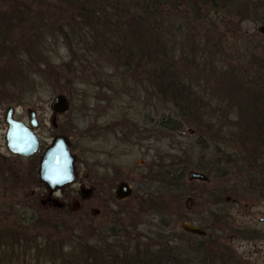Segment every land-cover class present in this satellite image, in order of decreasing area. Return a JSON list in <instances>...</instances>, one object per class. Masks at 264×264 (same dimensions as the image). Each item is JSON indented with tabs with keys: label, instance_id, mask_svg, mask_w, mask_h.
<instances>
[{
	"label": "rangeland",
	"instance_id": "1",
	"mask_svg": "<svg viewBox=\"0 0 264 264\" xmlns=\"http://www.w3.org/2000/svg\"><path fill=\"white\" fill-rule=\"evenodd\" d=\"M215 1L217 4L211 7L208 4L203 5L200 0H174L169 10V18L175 25L181 26L183 41L180 39V32H172L173 36H178L181 44L176 47L178 49L174 58L166 64L172 67V72L182 71L185 79L191 80L188 83L195 85L194 87L200 86V90L192 94L196 96V100L192 101L189 109L175 110L172 108L173 101L165 94L158 93L151 73L154 75L159 65H151V59L140 57L142 45L133 43L129 36L128 40L124 41L122 37L125 35L121 32H111L109 36L103 34V37L96 34L89 36L84 35L78 27L74 28L75 34L68 43L52 36L51 29L45 27L37 31V34H44H41L38 40L35 39L34 43L32 40L31 45L14 47L12 41L6 44L4 51L0 52V85H5H2L0 96L12 102L8 106L16 109L17 118L27 121L26 111L32 109L36 112L39 123L37 135L45 148L55 136L50 124L53 115L52 100L57 95H64L70 100V108L73 110L70 119L75 118L73 123L76 133L71 141L83 171L86 162L91 166L104 167L105 169L98 170L96 176L110 184H114L117 179L130 183L133 181L134 184L136 179L146 172H150L154 177H161L163 172L172 170L177 173L185 172L187 183L182 187L186 188L184 194L187 198L181 202V210L186 209L187 216L194 225L201 222L202 212L205 214L212 211H219V215H223L228 222L224 229L219 226L223 244L214 245L216 239L212 242L205 240L209 242L208 245L220 247L219 250L224 251V257L221 258L220 254L218 260L215 255L219 251L216 253L208 250L209 253L205 254L209 257L208 263L247 264V261H250L251 264H261L264 255L261 243L263 226L258 220L264 214V147L261 146L263 144L258 146L259 153L251 150L258 159H241L246 158L248 147L240 140L238 133L243 124L250 126L253 117L256 119L258 115L262 116L264 110L252 109L247 107V102H240L248 98V90L251 88L243 76L237 81L240 88L233 92L231 87L234 83L228 77L219 78L214 71L204 72V63L200 61L199 55L203 54L204 40L219 41V33L222 32V29L218 30L222 27L219 26L221 23H207V9L210 15L216 13L218 20L227 18L229 25L232 23L235 27L240 26L241 32L253 35L250 37V43L255 49L257 65L264 64V37L258 31L264 23L242 20L237 16L245 9L251 12L255 4H259V0H255V3L252 0ZM196 5H200L198 13H194ZM54 7H57L54 15L59 17L54 20L55 25H61V22L66 27L69 24L79 25L68 20L74 14L67 9L68 6L57 3ZM263 10L264 8L258 13H264ZM124 15L123 13L119 17L124 18ZM52 17L54 16H47L51 18L47 22L48 25L52 22ZM236 38L238 39L237 36ZM234 39L235 35L228 32L221 41L231 43ZM172 41L174 47L176 43L174 39ZM12 50L19 51L20 57L12 59ZM23 53L28 57H24ZM233 57L231 65L225 64V68L231 72V66L234 70L243 68L242 57ZM160 83L163 82L159 81ZM201 90L208 91L211 101L206 100L208 96L201 99ZM178 104L182 107L179 100ZM6 107L0 108L1 148H4L5 144L6 126L2 117ZM165 118L169 122H175L179 128L172 131L164 127L161 122L165 121ZM260 119L262 120L263 116ZM66 122L68 116L58 119L56 123L65 125ZM89 123L94 127L92 134L95 136L91 138L87 135L85 137L84 134ZM115 125L121 127L120 131L123 130L121 135H117L118 128ZM253 127L251 125L252 130L255 129ZM141 139L144 141L137 144ZM217 139L223 143L217 144ZM260 142L262 143L263 139H260ZM203 162L206 169L201 167ZM250 163L251 165H248ZM197 168H204L213 180L210 179L207 184L188 181L187 173L198 171ZM227 172L230 174H226ZM221 175L225 176L221 178ZM28 180L29 184L34 183L31 173ZM253 183L263 186L253 190ZM178 187L180 188V184ZM149 189L151 193V187ZM43 192H46V189ZM106 194L104 191L101 195L95 193L91 205L103 206V200L107 199ZM146 198L129 203L130 205L126 204L127 212L124 217L119 215L120 217L115 218V226L112 225L110 212L102 213L100 218L87 223L86 218L91 216L87 206L72 214L67 209H43L37 200L22 219L25 221L22 225H16L21 220L18 215L6 219L7 225L17 231L15 233L24 232L21 239L23 246L19 249L20 243L17 240L12 242L13 231L5 230L9 235L5 236V239L10 242V248L6 257H3L6 252L0 257V264H43L52 257L50 250L57 253V248L62 242L75 245L87 242L95 244L100 237H107V232L115 231L119 224L127 226L135 220L150 225L140 226L142 233L146 230L150 233L154 230L160 231L163 235H170V239L176 240L178 245L184 243L183 248L196 243V239L184 237L180 234L182 232L179 233L178 224L174 222L175 216L181 213L176 207V200L168 206L172 218L167 219L166 215L170 214L163 211L167 202L163 201L162 196L158 192L152 195L149 202L150 214ZM67 199L68 205L72 196ZM123 205H114L113 210L118 212ZM135 215L138 216L131 217ZM160 221L169 227H157L155 224ZM206 226L212 234L214 227L210 223H206ZM252 231L258 232V238L245 240L246 234ZM224 237L227 238L225 241L222 240ZM148 239L151 241V234ZM105 241L109 243L111 238ZM31 245L33 247H30ZM1 246L3 245L0 243ZM117 255L122 264L128 259L121 257L123 255L120 253ZM195 258L198 259L197 255H194L192 260Z\"/></svg>",
	"mask_w": 264,
	"mask_h": 264
},
{
	"label": "trees",
	"instance_id": "2",
	"mask_svg": "<svg viewBox=\"0 0 264 264\" xmlns=\"http://www.w3.org/2000/svg\"><path fill=\"white\" fill-rule=\"evenodd\" d=\"M200 1L203 5L208 4L211 7L217 4L215 0ZM252 1L255 3V0ZM57 3L68 6L67 9L73 11V16L68 20L76 22L77 25L79 24L78 26L69 24L66 27L62 22L61 25L54 24V20L59 18L54 15L55 11H57V7H54V5ZM172 3H174V0H0V52H3L6 44H10L11 41L14 47L22 44L25 46L31 45L32 40L34 43L35 39L38 40L41 34H44H37V31L45 27L48 30L51 29L50 33L53 32L52 36H57V38L67 43L74 36L75 27H78L84 35L88 34L89 36L96 34L103 37V34H108L106 36H109L111 32H121L125 35L122 37L124 41L128 40L127 36H129L133 39V43L142 45L139 51L141 58L146 60L151 59V65H159L154 75L151 73V79L154 81L153 83L159 91L158 93L161 95L165 94L167 98L171 99L173 101L172 108L175 110L189 109L191 108L190 104L192 101L196 100V96L192 94L194 91H199L200 86L194 87L195 85L188 83L191 80H186L182 71L177 73L172 72V67L166 64L174 58V54L178 49L176 47L181 44L178 36H173L172 32H180V39L183 41L181 26L179 24L175 25L168 16ZM259 4H255L251 12L245 9L243 12H239L237 16L239 19L242 18V20H250L263 24L264 13H258V11L264 8V6H261L264 5V0H259ZM188 6H191V4H188ZM199 11L200 5H196L194 13H198ZM123 13L125 14L124 18L119 17ZM206 14L208 15L207 23L210 21L221 23L219 26L222 25V27H219L218 30L222 29V32L219 33V41L209 42L204 40L203 54L199 55L200 61L202 64L204 63V72L214 71L219 78L221 76L228 77L234 83L231 87L233 92L240 88L237 81L239 77L243 76L245 82L251 88L248 90V98L240 102L242 104L247 102V107L252 109L259 110L260 108L264 110V64L257 65L255 63L257 56H255V49L252 48L250 43V37L253 35L241 32L240 26L235 27L232 23L229 25L227 18L223 19V21L218 20L217 14L213 13L210 15L211 13L208 9ZM127 15H132L134 18ZM47 16H54L50 25L47 22L51 18L49 19ZM211 17L215 18L209 19ZM54 28L57 29L54 30ZM228 32L231 35H235V39L231 43L221 41V38L225 37ZM172 39L176 43L174 47ZM26 52L29 51L26 50ZM10 54L12 59L17 56L20 57L19 51L16 50H12ZM234 55L242 57L241 63L243 64V68H236L234 70L231 66L233 70L231 72L228 68H225V64L231 65ZM23 56L28 57L25 53H23ZM159 81L163 83L159 84ZM2 85L4 84L0 85V90H3ZM201 92L202 100L208 96L206 100L211 101L208 91L201 90ZM1 97L0 108L12 104L8 99ZM178 100L181 102L182 107L178 104ZM262 116L263 119L261 120ZM262 116L258 115L256 119L253 117L251 125L254 126V130H252L251 125L246 126L243 124L238 133L240 140L245 142L246 147H248L246 149V158H241L245 161H249L247 159H258L257 155H254L251 150H256L259 153L258 149L260 148L258 146L260 144L264 145V114ZM166 119L161 122L164 127H168L172 131L179 128L175 122H169ZM261 121L263 122L261 123ZM260 139H263L262 143ZM217 141L219 145L223 143V141H219L218 139ZM263 145L261 146L264 147ZM248 165H251V163ZM201 167L207 168L205 162H203V166ZM204 168L197 169L213 180V177ZM245 168L248 169L247 167ZM184 174L185 172L178 171L177 173V171L172 170L163 172L161 177H144L139 182V184L145 186L151 185V197L157 192L162 196L163 201L167 202L163 210L165 213H169L168 206L175 203V200L177 201L176 207L181 211L180 214L175 216L174 222L177 224L184 220L190 221L189 218L185 217L186 209L183 208L181 210L183 207L181 202L187 198L184 194L186 188L182 187L183 184L187 183ZM226 174H230V172ZM224 176L221 175L220 177L223 178ZM179 184L180 188L178 187ZM262 186V184L255 183L252 189L256 190L257 187L261 188ZM169 214V216H167L168 214L166 215L167 219L169 217L170 219L172 218L171 213ZM218 219L220 226L226 228L228 225L226 218L220 214ZM160 223L155 225L157 227L161 226L162 229L169 227L165 223ZM139 226L137 224L132 226L122 224L121 229H116L113 232L110 231L106 238H99L95 244L87 242L83 245H75L74 243L62 242V245L57 248V253L52 249L50 250L53 255L49 261H45L43 264H122L118 258V253L123 255L121 257L128 258L123 264H209V257H201V251L196 243L183 248L185 246L184 243L178 245V242L175 243L176 240L170 239V235H163V233L157 230L151 231V241H149L150 235L148 230L142 233ZM180 234L184 237L196 239V237L184 233ZM108 238H111L109 243L105 241ZM167 238L173 242L171 243ZM12 242H14V239ZM2 245L0 249L2 250V247L6 249L0 251V257L5 252L6 254L3 257H6L9 250L6 247L8 244ZM30 247L33 246L31 245ZM194 255H197L198 259L195 258L193 261L192 257Z\"/></svg>",
	"mask_w": 264,
	"mask_h": 264
},
{
	"label": "flooded vegetation",
	"instance_id": "3",
	"mask_svg": "<svg viewBox=\"0 0 264 264\" xmlns=\"http://www.w3.org/2000/svg\"><path fill=\"white\" fill-rule=\"evenodd\" d=\"M70 109V108H69ZM69 112L61 115H55L52 112V117L50 120V124L52 127V132L55 133V136L52 138H63L65 140V143L67 145L69 154L73 157V176L74 180L72 183L69 185L61 188V189H55L53 191H50L47 185L42 183L39 178V170H40V162L42 159V156L44 154V151L49 147L47 145L45 148H43L42 144L39 141L38 135H37V130L35 131V136L38 139V146L35 152L29 156H21L17 154L11 153L8 148H7V143H6V132L4 135V148L0 147V243L5 244L8 246L7 249L10 248V242L5 239V236L8 235V233L5 231L12 230L13 232L10 234L12 240L14 239V242L17 240L19 244L18 248L20 249L23 244L21 242V239L23 237L24 232H17L16 230L10 228V226L7 225L6 219L12 216H19L20 217V222L18 224H23L25 221H22L24 217L27 215V211L30 209V207L33 205V203L37 202L39 203V206L43 209L51 208L52 210H57V211H64L65 209L69 210L72 214L78 212L84 207H88L90 215L89 217L86 218L87 223H90L92 220H96L97 218H100L102 213L110 212L112 213V222L114 226V218L115 217H124L127 211H125V205H130L129 203H136L137 201H143L144 197H147L146 199L148 200V214L151 212V205L149 204L150 198H151V193H150V187L145 186L143 184H139L141 180H143L144 177H149L151 178V173L146 172L144 175L139 176V178L136 179V181L133 184V181L130 183L127 180H116L114 184L108 183V181L96 176V173L98 170H101V168L105 169L104 167H99V165L96 166H91L88 162H86V165L84 167L83 171V166L80 163V160L77 159L76 154L74 153V147L72 143V138L73 135L76 133V128H75V118L72 117V111L73 110H68ZM13 118L19 122H22L23 124L27 125V121L17 118L15 116L16 114V109L14 110ZM28 111H26V115L28 117ZM4 115H5V110L4 114L2 117V121L4 123ZM68 116V122L65 123V125H57V120L62 118V117H67ZM54 118V123L52 124V119ZM35 120L38 123L37 120V114L35 112ZM5 124V123H4ZM6 126V125H5ZM39 126V123H38ZM116 126V125H115ZM118 132L117 135H121L123 130L120 131L121 127H118ZM93 125L88 124V127L85 129V137L87 135L88 138L94 137L95 135L92 134L93 132ZM7 131V127H6ZM144 139H141V141L138 142H143ZM51 144V143H50ZM107 169V168H106ZM32 171V172H29ZM29 173H31L32 176V182L29 184L28 176ZM106 174V173H105ZM141 177V178H140ZM192 182H197V181H192ZM121 183L126 184L127 188L130 190V194L123 199H118L116 197V189L117 186ZM200 183V182H199ZM204 184V183H201ZM143 185V186H141ZM136 186V187H135ZM46 189V192H43L44 189ZM108 190H106V189ZM30 189V190H29ZM102 191L107 192L106 198L103 200V206H97V205H91V200L92 197H94L95 193L101 195ZM108 195V196H107ZM71 202L67 205L68 199L67 197H71ZM102 200V199H101ZM107 200V201H106ZM77 202V210L75 212L71 211L70 204L72 202ZM124 203V205H123ZM101 204V203H100ZM123 205L121 206L120 209H118V212H115L113 210L114 205ZM213 205V204H212ZM209 214H211L209 216ZM120 215V216H119ZM138 215L131 216V217H137ZM151 217V216H149ZM185 217L188 218L187 213H185ZM201 222L198 225H194V222L190 219V221H182L180 223H187L191 226L197 227L200 229L204 235L203 236H195L196 237V244L198 245L199 250L201 251V257H205V254H208L209 252L207 250L214 251L216 253H219L215 255V257L218 259L224 257V251L219 250V248H214L211 245H208L205 240H210V242L214 241L216 239V242H213L214 245H220L223 244L221 242V234H219V211L215 212H207L204 214L202 212L201 214ZM151 220V218H150ZM211 221V222H210ZM258 222L263 226V230L261 231V243L263 245V254H264V214L258 220ZM206 223H210L212 227H214V231L212 234L209 233V228L206 226ZM146 225L138 222V220L133 221L132 224L127 225V226H132V225ZM139 226V227H140ZM147 227H150L149 224L146 225ZM122 224L118 225L117 229H121ZM221 227V226H220ZM222 228V227H221ZM224 229V228H222ZM111 230V229H110ZM112 231V230H111ZM113 232V231H112ZM149 232V231H148ZM101 233V232H100ZM186 235H188L185 232H182ZM109 234V232H107ZM151 233L149 232V235ZM225 234V233H224ZM247 237L245 240H251L258 238V232L252 231L248 232L246 234ZM9 236V235H8ZM191 236V235H190ZM193 236V235H192ZM194 237V236H193ZM100 238H106V237H100ZM227 238H223L222 240L225 241ZM105 240V239H103ZM207 244V245H206ZM5 247H2V250H5ZM9 251V250H8ZM259 254V252H254V254ZM261 255V254H259ZM208 257V255H206ZM219 260V259H218ZM262 263L264 264V255L261 258ZM236 263V261H235ZM225 264V262L221 263ZM247 264H251L250 261H247ZM255 264V263H253Z\"/></svg>",
	"mask_w": 264,
	"mask_h": 264
},
{
	"label": "water",
	"instance_id": "4",
	"mask_svg": "<svg viewBox=\"0 0 264 264\" xmlns=\"http://www.w3.org/2000/svg\"><path fill=\"white\" fill-rule=\"evenodd\" d=\"M259 33L264 37V26L258 29ZM52 111L55 115L64 114L68 108L69 103L67 99L58 95L52 102ZM28 126L14 120V110L8 107L4 115V123L8 130L6 133V143L8 150L17 155L29 156L37 149V138L34 135V130L37 129V122L35 120V113L28 110ZM54 118L52 119V124ZM73 157L69 154L67 145L63 138L57 137L52 141V145L48 147L41 159L39 178L42 183L48 186L50 191L61 189L73 182ZM188 178L190 180L207 182V178L197 172H189ZM130 194V190L126 184L121 183L117 186L116 197L118 199L126 198ZM77 202L71 204V211L77 210ZM181 230L194 236H203L204 233L197 227L191 226L187 223L181 224Z\"/></svg>",
	"mask_w": 264,
	"mask_h": 264
}]
</instances>
